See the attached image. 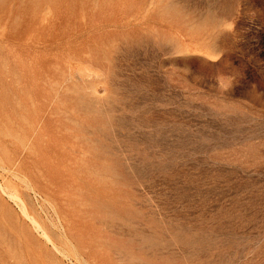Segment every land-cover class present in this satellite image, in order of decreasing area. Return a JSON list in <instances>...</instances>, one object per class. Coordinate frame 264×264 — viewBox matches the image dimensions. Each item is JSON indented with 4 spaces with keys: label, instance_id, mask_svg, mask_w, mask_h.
Wrapping results in <instances>:
<instances>
[{
    "label": "rangeland",
    "instance_id": "1",
    "mask_svg": "<svg viewBox=\"0 0 264 264\" xmlns=\"http://www.w3.org/2000/svg\"><path fill=\"white\" fill-rule=\"evenodd\" d=\"M0 264H264V0H0Z\"/></svg>",
    "mask_w": 264,
    "mask_h": 264
}]
</instances>
